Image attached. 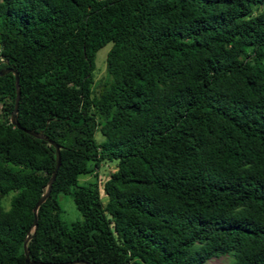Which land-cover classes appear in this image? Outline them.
I'll use <instances>...</instances> for the list:
<instances>
[{
  "label": "trees",
  "instance_id": "1",
  "mask_svg": "<svg viewBox=\"0 0 264 264\" xmlns=\"http://www.w3.org/2000/svg\"><path fill=\"white\" fill-rule=\"evenodd\" d=\"M0 46L60 149L34 228L56 150L0 76V264H264V0H0Z\"/></svg>",
  "mask_w": 264,
  "mask_h": 264
},
{
  "label": "rangeland",
  "instance_id": "2",
  "mask_svg": "<svg viewBox=\"0 0 264 264\" xmlns=\"http://www.w3.org/2000/svg\"><path fill=\"white\" fill-rule=\"evenodd\" d=\"M111 47V44H107L97 51L94 58L95 72H94V82L98 84L102 82L105 78V68H106V56ZM95 140L97 143H101L104 138L99 132L95 133ZM115 170V163H104L98 170L99 178L103 180L109 173ZM92 181L91 176L85 175L78 178L79 184H82L86 181ZM5 206V202H2ZM59 204L61 208L60 219L63 222H74L81 220L80 214L75 209V206L68 196H61L59 198ZM7 209L8 206H5ZM227 258L225 256L215 257L208 260L205 264H226Z\"/></svg>",
  "mask_w": 264,
  "mask_h": 264
},
{
  "label": "water",
  "instance_id": "3",
  "mask_svg": "<svg viewBox=\"0 0 264 264\" xmlns=\"http://www.w3.org/2000/svg\"><path fill=\"white\" fill-rule=\"evenodd\" d=\"M9 72H12L14 74V78H15V86H16V101H15V107H14V110L13 112L11 113V117H10V123L18 128V129H21L23 130L25 133L35 137V138H38V139H42V140H45V141H48L52 146L55 147V150H56V162H57V165H56V169L54 171V173L52 174V177L50 178L49 182H48V187H47V190L46 192L39 198V200L37 201V203L35 204L34 208H33V215H34V221H33V227L36 228L37 224H36V212H37V209L42 205V203L47 199L50 191H51V187H52V184L56 178V172L59 168V165H60V149L59 147L52 141H49L48 138L46 136L43 135L42 132L40 133H37V132H34L33 130H26V129H22L19 124H18V120H17V107H18V100H19V96H20V89H19V85H18V75H17V72L16 71H12V70H0V76H3ZM29 234V232H28ZM27 234L26 238L24 239V242H23V250H24V255H25V264H42V263H39V262H30L29 260V255H28V250H27V242L30 238V236ZM82 264H86V263H82Z\"/></svg>",
  "mask_w": 264,
  "mask_h": 264
},
{
  "label": "built area",
  "instance_id": "4",
  "mask_svg": "<svg viewBox=\"0 0 264 264\" xmlns=\"http://www.w3.org/2000/svg\"><path fill=\"white\" fill-rule=\"evenodd\" d=\"M0 50H1V46H0Z\"/></svg>",
  "mask_w": 264,
  "mask_h": 264
}]
</instances>
